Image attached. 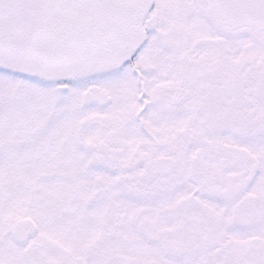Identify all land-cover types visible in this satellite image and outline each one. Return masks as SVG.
I'll return each instance as SVG.
<instances>
[{
	"label": "snow or ice",
	"instance_id": "snow-or-ice-1",
	"mask_svg": "<svg viewBox=\"0 0 264 264\" xmlns=\"http://www.w3.org/2000/svg\"><path fill=\"white\" fill-rule=\"evenodd\" d=\"M0 264H264V0H0Z\"/></svg>",
	"mask_w": 264,
	"mask_h": 264
}]
</instances>
